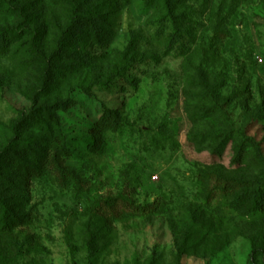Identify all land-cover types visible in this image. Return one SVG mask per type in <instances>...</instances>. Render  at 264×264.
I'll use <instances>...</instances> for the list:
<instances>
[{
	"label": "rangeland",
	"instance_id": "obj_1",
	"mask_svg": "<svg viewBox=\"0 0 264 264\" xmlns=\"http://www.w3.org/2000/svg\"><path fill=\"white\" fill-rule=\"evenodd\" d=\"M20 1L38 9L50 47L64 0ZM91 1L111 36L106 49L91 48L79 78L93 97L76 92L78 105L61 113L69 152L16 196L31 223L0 237V264H177L174 241L193 227L178 264H264V214L209 194L214 173L264 184V164L243 140L264 156V0H172V20L154 0ZM21 55L0 61V145L38 85V67ZM198 71L219 96L207 116ZM99 102L122 125L93 143ZM151 204L160 210L134 209Z\"/></svg>",
	"mask_w": 264,
	"mask_h": 264
},
{
	"label": "trees",
	"instance_id": "obj_2",
	"mask_svg": "<svg viewBox=\"0 0 264 264\" xmlns=\"http://www.w3.org/2000/svg\"><path fill=\"white\" fill-rule=\"evenodd\" d=\"M154 2L162 5L166 18H174L172 0ZM64 4L67 10L65 20L56 27L48 47L47 27L35 12L36 7L25 6L20 0H0V18L10 20L0 25V61L12 64L15 58L24 54L25 64L35 65L39 70L38 85L28 97V107L18 112L9 127L10 137L0 145V237L11 238L17 227L31 223L23 206L16 205V196L25 194L27 181L42 174L47 162L69 152V139L63 129L61 113L78 105L74 93L93 97L91 84L79 78L85 70L88 73L91 66V48L104 50L111 39L106 29L107 19L91 0H64ZM116 76V73H110L104 84L111 83ZM196 84L202 98L210 104L208 108H202L204 116L215 113L220 109L219 96L203 71L197 72ZM63 85L67 89L60 98L56 92ZM99 109L93 143L102 141L104 134L118 131L122 125L118 109H111L101 102ZM243 140L254 150L252 160L258 165L264 164L257 142L247 137ZM244 146L240 145L235 152L236 164L242 165L247 160ZM214 152L219 155L218 150ZM210 178L213 183L210 195L229 198L230 206L236 209L246 207L251 216L264 214V184L219 173ZM134 209L140 213L158 212L160 205L135 206ZM198 229L188 228L181 242L175 239L177 264L188 248L192 232H198Z\"/></svg>",
	"mask_w": 264,
	"mask_h": 264
},
{
	"label": "built area",
	"instance_id": "obj_3",
	"mask_svg": "<svg viewBox=\"0 0 264 264\" xmlns=\"http://www.w3.org/2000/svg\"><path fill=\"white\" fill-rule=\"evenodd\" d=\"M154 178H156V177H154Z\"/></svg>",
	"mask_w": 264,
	"mask_h": 264
}]
</instances>
